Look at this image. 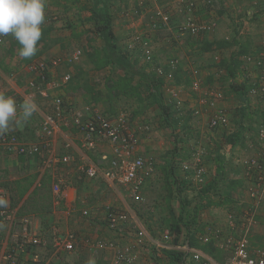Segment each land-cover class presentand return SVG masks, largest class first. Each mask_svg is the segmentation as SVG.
I'll use <instances>...</instances> for the list:
<instances>
[{
  "label": "crops",
  "instance_id": "obj_1",
  "mask_svg": "<svg viewBox=\"0 0 264 264\" xmlns=\"http://www.w3.org/2000/svg\"><path fill=\"white\" fill-rule=\"evenodd\" d=\"M104 1L108 4L110 12L114 17V34L118 47L121 48V46L125 45L130 50L128 45L132 37L136 34L143 33V29L148 24L147 20L143 28H139V23L136 25L130 22L135 20L132 17H128V12H126L127 7L132 5L131 3L125 6L121 0ZM136 2L138 6V1ZM56 3L59 6L54 7V5L46 3L45 21L42 25V38L38 42L39 50L35 56L30 59L21 58L18 54L20 45L12 35L7 42L0 44V92L16 100L17 118L22 117L21 105L25 99H31L37 105V111L30 119L23 122L21 126L13 124L12 130L6 133L16 135L27 143H36L40 140L42 119L46 113L52 112L51 102L43 99L34 90L27 87V82L35 78L34 74L29 71L28 66L32 62L40 59L51 62L55 58L67 57L76 49H82L84 51L87 46H83V42H85L83 38L87 34L85 28L90 27V0H66L62 3ZM225 4L226 8L225 6L223 7L226 12L223 14V17L224 19L229 18L231 13L230 16L232 19H227L228 23H221V26H218V23L215 21V28L201 38L205 37L209 38V40L227 39L231 47L221 49V51L217 49L203 53L197 48H188V51L184 48L187 53L185 52L186 55H183L185 56L184 58L181 56L178 57L180 66L184 70H188V65H191L190 60L192 58H199V61H203V58L209 55L216 56L217 63L221 64L225 56H227L230 60V67L236 69L235 76L232 75L229 78L230 84L231 82H235L237 84L247 85V83L253 80L255 74L245 70L242 59L245 54L255 53L263 48L264 0H241V2L231 0ZM253 5L254 10L249 9L246 14L241 12L247 6L252 7ZM145 7L146 9H150L147 6ZM209 8L210 6L203 5L199 11L200 16L209 14L207 11ZM241 14L244 15L242 16ZM140 22H142V19ZM77 38L82 42H78ZM99 39L100 45H102L103 40L100 37ZM97 41L94 40L93 52L95 53L100 52H98L100 49L97 48L99 46ZM102 52L105 54L104 52L106 50L104 49ZM134 52L136 53L135 58L137 59L135 60H137V66L141 64L148 66L143 60L141 61L139 59L137 52ZM216 52H218L219 56L218 54L216 55ZM178 53L181 52L179 51ZM188 53L192 56L191 58L187 56ZM13 54L16 56L13 57ZM83 58H85V54L81 58L82 63L80 59L75 65L71 66L60 63L52 69V74L56 77H62L66 73L72 74L71 80L65 83L60 89L53 90L52 95H59L64 98L65 107L67 108L66 112L69 115L84 118L90 113L89 108L93 106L90 103L92 97L91 87H94L96 91L101 90L100 88L104 84L105 78L112 75L114 68L110 65L98 66L94 54L89 55L86 61ZM96 59H98V56ZM239 59L243 64L242 69L238 65L240 62ZM213 70L214 75L211 78L215 80L221 78L222 74H224V69L221 67H215ZM201 80L202 82L204 81L202 84L205 91H213L221 95V97L217 98V104L220 107L225 108L228 113L230 108L228 109L227 106L236 109L237 115L235 117L238 120L237 125L244 127L252 126L246 130V136L250 140L253 137L254 142L250 144L252 147L249 145L248 140L246 143L247 150H253L251 155L256 154L260 147L257 143L256 131L258 125L264 121V99L260 100V98L251 96L248 93L247 101H244L232 88H230L231 95L228 97L223 94L224 92L221 89L213 86H205L204 83L207 78L204 79L202 77ZM96 81H100V83H96ZM176 85L178 87L180 86L178 84ZM256 107H262V109L254 110ZM229 115L234 117L232 113H229ZM203 119L204 121H202L209 127L208 118L204 117ZM216 130L228 131L224 128ZM67 139L73 142V147L70 152L73 154L74 159L70 163H60L55 168L45 167L42 158L37 155H18L8 152L0 141V189H3L7 193L10 206L15 210L16 214L14 220L0 222V264H7L2 261V254L8 251L17 240L21 231L20 221L23 217L30 219L34 232L43 241L40 246L34 249L39 254V260L46 258V261L51 264H90V262L92 264H110L116 249L99 248L95 243L98 240L106 239L113 240L117 246L130 244L140 229L144 231L148 241L146 243L147 248H138L140 256L136 264H160L159 262L167 264V257L163 254L162 250H152L153 246L151 242L157 240L158 231L154 233L152 225L148 224L145 220L138 219L133 211H131L134 206L133 200L135 199H133L130 189L120 185L113 186L101 178H88L81 173L80 167L86 158L102 164V157L111 153L109 144L99 142L95 150H86L81 147V134L75 128L66 129L64 132L58 133L52 138V144L57 154H64L66 152L64 145ZM151 143L152 140L149 135L141 134L137 152L143 155L147 154L149 150L148 146ZM225 145L227 146V150L232 151L231 144L226 142ZM156 147L160 148L159 146ZM145 157H150L154 160L153 171L142 188L143 195L146 197L151 191L149 189L150 184L154 182L153 177L155 176L157 168V159L153 156L145 155ZM241 169L243 176L245 172L243 168ZM214 173L216 174V171ZM57 179L63 181V194L61 197H58L53 190V185ZM207 180L209 179L204 178L201 184L208 182ZM187 181L190 183V180L185 176L184 182L187 183ZM192 183L197 185L195 181ZM193 184L190 183L188 187L193 186ZM242 190H237L231 196H228L234 199V201L229 205H224V209H222L223 205H212L209 208L210 210L207 209L205 211L209 216L205 213L208 217H200V222L206 223L207 226L212 224L216 227L229 229V215L234 212V206H238V208L241 207L242 216L239 218L234 217V219L235 222H238V225H241L245 210L251 207V203L254 201L247 189ZM187 196H190V193ZM259 200L255 216L256 222L249 223V225L261 224L260 227L254 230L256 231L255 234L262 236V242L260 243L258 241L257 245H264V191ZM215 201H222V198L218 197ZM108 207L120 211H131L129 212L131 214V222H123L116 229H110L108 227ZM85 210L89 212L87 216L83 215ZM223 214L227 215L226 219L223 218ZM166 218L171 220L170 216ZM135 222L138 223L139 228L134 227L133 224ZM205 230L206 228H204ZM254 230L251 229V232H253L251 236H254ZM247 231L249 233V227H247ZM68 232H73L77 235L78 240L75 249L71 252H57L54 245V237L58 234ZM149 245L151 249L148 248L150 247ZM36 253L33 251L22 253L21 264H36Z\"/></svg>",
  "mask_w": 264,
  "mask_h": 264
},
{
  "label": "built area",
  "instance_id": "obj_2",
  "mask_svg": "<svg viewBox=\"0 0 264 264\" xmlns=\"http://www.w3.org/2000/svg\"><path fill=\"white\" fill-rule=\"evenodd\" d=\"M218 0H143L150 5V21L144 28L142 34H136L132 37L128 48L137 52L140 60L146 64L153 65L155 61L154 37L151 32L161 29H171L173 21L176 20L175 32L180 37L201 38L206 33L213 30L215 22L201 18L199 11L201 7L213 6ZM140 2H142L140 0ZM174 2L176 7L173 11L169 5ZM166 3V5H165ZM146 8V7H145ZM173 12L177 14L173 16ZM11 34L0 36V44L8 41ZM264 43V37H263ZM84 54L82 49H76L67 57L55 58L51 62L46 60H36L28 68L35 78L27 82V87L34 90L43 99L49 100L52 104V112L46 113L41 122L40 140L36 143H27L13 134H4L0 136V141L6 151L11 153L37 155L42 158L43 165L49 168H55L60 163H70L74 156L70 152L73 142L70 139L65 141L66 152L57 154L52 144V138L64 132L66 129L75 128L81 134V147L86 150H95L99 142L108 143L111 153L102 157V164H98L88 158L81 165L82 175L88 178H101L113 186H125L131 191L133 199L137 202H144L143 186L150 177L154 168L153 158L137 152V146L141 134H151L149 124L134 125L128 113L122 112L111 116L97 109L89 108L90 113L86 117L69 115L66 111L65 100L62 96L52 95V91L60 89L71 78V73H66L62 77H56L52 74V69L60 63L75 65L80 61ZM245 70L254 73L250 95L264 98V44L263 48L255 53H248L243 56ZM179 59L169 58L165 62H159L153 67L157 76H165V91L176 99L179 106L184 105V101L179 98L180 88L175 83L174 71L178 67ZM167 66V67H166ZM195 70V73L199 72ZM196 76V77H198ZM202 80L192 78V90L196 94V104L191 105L192 113L199 118H208V125L211 129H229L230 115L225 108L217 104V98L221 97L219 93L208 92L203 88ZM182 107V106H181ZM257 143L259 148L256 154L241 159L245 172L246 186L250 196L254 199L251 207H248L243 216L242 224L235 222V214L230 213L229 226L237 229L238 234L225 228L207 227L204 234L200 235L202 243H210L215 240L217 246L230 252V258L226 263H220L206 255L199 249L190 245L189 239L183 234L178 243L174 244V236L170 229H167L162 240L152 241L153 251L162 249H176L182 251L183 261L181 264H187L193 261L195 264H264V247L254 245L248 235L247 225L255 223L256 210L259 205V199L264 191V126L262 125L257 134ZM183 170L187 173L186 177L197 183H203L206 175V168L202 163L201 150L198 147H192L190 158L180 163ZM62 180L57 179L53 185V190L58 197L63 194ZM242 189L240 188L239 191ZM0 199L7 201V206H0V222L14 220L16 218L15 210L12 209L8 201L7 193L0 189ZM130 211L117 210L112 207L107 208L108 227L116 229L123 222H131ZM88 210L83 215L87 216ZM139 228L138 223L133 224ZM244 228V229H243ZM20 234L14 245L8 251L2 254V261L7 264H21V254L27 251H33L40 246L43 241L41 237L34 232L32 223L28 217H23L20 221ZM246 229V230H245ZM77 235L73 232L58 234L54 237V245L57 252H71L75 249ZM147 237L142 229L138 230L130 244L117 246L113 240H98L95 245L99 248H115L116 252L110 264H136L139 259L138 248L146 247ZM150 243V242H149ZM150 246V245H149ZM32 248V249H31ZM147 248V247H146ZM31 249V250H30ZM36 264H51L46 258L39 260V254H35Z\"/></svg>",
  "mask_w": 264,
  "mask_h": 264
},
{
  "label": "rangeland",
  "instance_id": "obj_3",
  "mask_svg": "<svg viewBox=\"0 0 264 264\" xmlns=\"http://www.w3.org/2000/svg\"><path fill=\"white\" fill-rule=\"evenodd\" d=\"M66 0H46V3L50 5H54V7L59 6L56 2L62 3ZM135 0H124L122 4H125V6H128V4H132L129 7H127V11L129 15L128 17H132L135 21H130L132 23H135L138 25V27L143 28L145 25V21L147 20V23L150 21L151 12L149 9L150 5H148V2H137ZM168 1V0H167ZM231 0H218L216 1L213 6H210V8L207 10L209 14L201 15L202 19L217 22L218 26H221V23L227 24V19L231 18V13L229 15V18L224 19V15L226 10V4L229 3ZM232 1H239L241 0H232ZM136 4V5H135ZM166 5V3H165ZM225 6V8L223 7ZM169 7L175 11V3L170 2ZM244 7V6H243ZM254 5L247 6V8L242 9V13L246 14L247 11L254 10ZM68 10V8H67ZM232 12V11H230ZM244 14H241L242 16ZM126 15V14H125ZM176 14L173 12V16ZM54 17V15H53ZM142 19V22H140ZM86 24V23H85ZM219 29V27H218ZM87 31L86 37L83 38L85 42H83V46H86L84 50L85 54V61L88 59L89 54L93 53V46H94V40H98L99 47L100 45V39L99 36L93 33V31L88 26L85 28ZM144 32V29H143ZM152 35H155L153 41H154V47H155V63H163L166 60H168L170 57L176 56V57H182L184 58L186 55L185 50L188 48H196L197 49L202 46L203 42H199L201 40H209V38H195V37H180L177 36V33L175 32V24L172 25L171 29H161L157 31H152ZM94 40H93V39ZM131 39V38H130ZM129 39V40H130ZM198 39V41H196ZM216 39V38H215ZM78 42H82L79 38H77ZM131 44V43H130ZM188 46H187V45ZM190 46V47H189ZM184 48H186L184 50ZM122 51H124L125 54L129 55L132 59H137L136 53L132 50H128L125 45L121 46ZM181 53H178V52ZM188 51V50H187ZM221 51V50H220ZM187 53V52H186ZM218 52H216V55ZM16 56L13 54V57ZM190 58L192 57L189 53L187 54ZM219 56V54H218ZM224 56V55H222ZM221 58V57H219ZM199 59V58H198ZM198 59L192 58L191 65H188V75L190 74L192 78H198L201 79L202 77L207 80L205 81V86H213L217 89H221L225 96L231 95L230 90V74L228 73V66L229 65V58L225 56L224 61L220 64L217 63L216 56H206V58H203V61H199ZM84 61V60H83ZM137 61V60H135ZM142 61V60H141ZM239 66L240 69H242V61L239 59ZM82 63V59L80 61ZM139 67H142L144 70L148 72L147 65H139ZM215 67H221L224 69V74H222L221 78L219 79H213L211 78L214 74V68ZM150 68V67H149ZM208 68V69H204ZM212 68V69H210ZM199 72V75L195 73V70ZM96 74V73H95ZM120 75V72H116L114 75H109L105 78L104 84L101 86L102 93L93 95L91 97L90 103H92L93 106H91L94 109H98L100 112L109 113L110 115H118L122 112H126L130 115L131 120L134 125L140 126L144 124H149L151 126V134H149V137H151L152 143L148 146L149 150L147 151V156H153L157 159V168L155 171V176L153 177L154 182L150 184L149 189L151 190L150 193H148L145 197L144 202H137L133 200L134 206L132 207L133 213L136 215L138 219L145 220L148 224L152 225L154 229V233L158 231L157 239L162 240L163 235L168 227H170V221H176L177 217L179 215V209H180V202L190 199L193 200V204L199 202V198H197V193L199 192V188L201 183H197V185L191 186V187H184L186 189H180L178 186V178L176 176H172V174H169V168L170 163L172 161H178L183 162L182 159H189V151L192 149V147H198L199 150H201V155H203V165L206 168V175L205 179L208 178L209 180L215 177L214 171L217 172L216 169V161L220 157L221 152H225V161H224V172H222L221 175H219L222 178V175H224L225 179L227 181L225 184L223 181H221L219 190L216 191L217 193H212L209 198L210 200L219 198H225L228 196H231L234 192L239 190V188L245 189V175L242 176V169H240V160L245 159L248 157V154H252L253 150H247V143L246 141H249V145L254 142V138L252 137L251 140L247 138L246 134L244 138L241 140L240 144L234 149V151L227 150L226 141L222 135L221 130H213L210 127H207L205 123L203 122V118H197L193 113L190 112L188 108L193 105V103H196V94L192 90V82L190 86H179V98L183 100L184 105L182 104L179 106L176 102V99L171 96L170 93L163 90V99L164 102L171 107L172 111L174 112V118L171 119V121L174 123L176 120L177 122V134L173 132L172 127L168 126L163 119L161 110L159 109V105L152 96V87L149 84H145L141 88V97L140 98H127L125 96L120 97H110L108 90H107V84L108 79L112 76L114 79L118 80ZM198 76V77H196ZM96 78V76H94ZM204 82V81H203ZM252 81H250L251 83ZM96 83H100V81H96ZM252 84V83H251ZM252 86V85H251ZM212 87V88H213ZM100 91V90H99ZM250 94V92H249ZM93 96L99 97V100H95ZM110 97V98H109ZM264 99V98H263ZM261 100V98H260ZM225 101V98H224ZM252 101V100H251ZM95 102V103H93ZM249 103V101H248ZM229 113L234 114V117L230 116V129L229 131H233L236 127V130L239 128V125H237V118L235 117L237 115L236 109H233L231 107H228ZM262 107H256L254 110H261ZM234 111V113H233ZM203 120V121H202ZM207 124V123H206ZM264 124V121H263ZM227 132V131H225ZM230 133V132H229ZM148 136V135H146ZM159 146L160 148L156 147ZM252 147V145H250ZM176 150V151H175ZM174 151V152H173ZM176 152V153H175ZM224 154V153H223ZM186 159V160H187ZM185 161V160H184ZM178 169V176L182 177L185 175V171H183V168L181 164H176ZM243 177V178H242ZM242 178V179H240ZM152 179V181H153ZM238 179L243 181L241 187H236L234 190L233 188L236 185V181ZM207 180V181H209ZM173 181V184L170 182ZM230 181L232 183H230ZM234 181V182H233ZM171 183V184H170ZM239 184V183H238ZM242 190V191H243ZM222 191V193H220ZM188 193H190V196H187ZM220 195V196H219ZM207 199V202L209 201ZM157 210H156V208ZM178 207V209H177ZM212 207V204L204 208L199 218L201 217H208L209 215L205 212L210 210L209 208ZM215 207V206H214ZM225 207L222 206V209ZM155 210V211H152ZM130 211V212H131ZM228 211V210H227ZM226 212V210H225ZM205 213L208 215H205ZM172 215V216H171ZM171 217V220L166 217ZM223 218H227V215L223 214ZM176 219V220H175ZM262 222V220H261ZM210 225V224H209ZM261 224H251L247 225L249 227V235L252 237V241L255 245L258 244V241L262 242V236H258V234H255L256 231L254 230L257 227H260ZM251 229L254 230V236H251L253 232H251ZM149 230V229H148ZM259 243V244H260ZM261 246H264L263 244ZM151 249V246L148 247ZM163 251V249H162ZM227 256L230 257V253L227 252ZM168 260V258H167ZM160 264H163L162 262H159ZM154 264V263H153ZM167 264H171L170 261H167ZM175 264V263H172ZM181 264V263H180Z\"/></svg>",
  "mask_w": 264,
  "mask_h": 264
},
{
  "label": "trees",
  "instance_id": "obj_4",
  "mask_svg": "<svg viewBox=\"0 0 264 264\" xmlns=\"http://www.w3.org/2000/svg\"><path fill=\"white\" fill-rule=\"evenodd\" d=\"M122 3L124 0H121ZM91 2V15L89 17L90 22V29L98 35L102 40L103 44L101 47H99L98 52L99 53H91V55H95V60L98 63V66H107L110 65L114 69L112 70V75H114L116 72H120L119 79L116 80L112 76L110 79H108L107 84V90L110 95V97H120L125 96L127 98L135 97L140 98L141 97V88L145 84H149L152 87V96L156 100V102L159 105V109L161 110L163 119L165 120L166 124L170 127H172L173 132L177 134V122H172L171 119L174 118V112L172 111L171 107L168 106L163 99V90H165V76H157L156 73L151 69H148L149 74L146 70L143 68L137 66V61L132 59L129 55L125 54L120 47H118L117 42L115 40V34H114V17L112 13L110 12V8L108 4L104 0H90ZM67 9V7H65ZM177 21L174 20L173 24H176ZM191 37V36H189ZM198 41V39L196 40ZM199 42H203L202 46L198 48L202 53L203 52H210L214 50H221V49H227L230 46V42L227 39H216V40H201ZM197 48V47H196ZM106 50L103 54V50ZM199 51V52H200ZM98 56V59H96ZM176 58V56L170 57V58ZM178 58V57H177ZM140 59V58H139ZM179 59V58H178ZM92 60V59H90ZM139 62V61H138ZM158 64V63H157ZM153 65H156L155 61ZM153 65L148 64L147 67H153ZM167 67V66H166ZM228 73L230 76H235L236 69H233L232 67L228 66ZM175 76V83L182 86H190L192 82L191 75H188L187 70H184L180 66V62L178 64V67L174 71ZM231 88L232 90L236 91L237 94H239L244 101H247V94L250 92L251 89V83H247V85L237 84L235 82H231ZM91 92L93 95L101 94L102 90L96 91L94 87H91ZM109 97V98H110ZM95 100H99V97L93 96ZM190 110V109H189ZM105 112V111H104ZM192 113V111L190 110ZM106 114H109L106 112ZM110 115V114H109ZM115 116V115H111ZM173 120V119H172ZM264 126L263 122L258 125V129L256 131V137L258 134V131L261 126ZM242 127V128H241ZM250 127H244L239 126L237 130L234 132H225L222 131V135L225 139V141L229 144H231L232 152L234 149L240 144L241 140L244 138L246 134V130L250 129ZM228 130V129H226ZM176 151V150H175ZM174 152V151H173ZM176 153V152H175ZM222 154H220V157L216 161V175L212 179H210L208 182L201 184L199 188V192L197 193V198H199V202L193 204V200L187 199L180 202V210L179 215L177 217L176 221L171 222L170 221V227H168L173 236V243L176 244L179 242L183 234L189 239L190 245L193 248L199 249L202 252H204L206 255L213 257L214 260L220 263H226L230 257L227 256V250L220 248L216 245L215 240H212L210 243H202L200 238V235L204 234L207 230V227H210L211 229H214L216 226L210 224L207 226L206 223H201L199 220V216L201 211L206 208L209 205H215L219 204L220 206L229 205L231 204L234 199H231L229 197L222 198V201L216 202L215 200H210L212 193H217L216 191L219 190V186L221 181L225 184L227 179H225L224 175H222V178L219 176L224 172V161H225V152L222 151ZM224 153V154H223ZM191 154V150L189 151V156ZM187 159V158H186ZM182 159V161L186 160ZM180 164L178 161H172L169 165V174L171 173L172 176H176L178 178V186L180 189H186L184 187H187L191 184H193L190 180L187 181V183L184 182V178L186 176L183 175L182 177L178 176V169L177 165ZM240 169L243 168V164L240 163ZM184 171V170H183ZM173 184V181H170ZM234 182V181H233ZM170 183V184H171ZM230 183H232L230 181ZM239 183V184H238ZM243 181L241 182L240 179L236 181V185L233 188V190L236 187H241ZM246 186V182H245ZM188 188V187H187ZM222 193V191H220ZM220 196V195H219ZM207 199L209 201L207 202ZM235 203H237L235 201ZM233 207V206H232ZM234 214L236 218H239L242 216L241 213V207L238 208V206H234ZM245 209V207H244ZM237 221V219H236ZM238 223V222H237ZM207 226V227H206ZM204 228L206 230L204 231ZM227 230L233 231L235 234H238L237 229L234 228H226ZM244 229V228H243ZM247 229V227H246ZM245 229V230H246ZM248 232V231H247ZM182 235V236H181ZM249 235V233H248ZM250 236V235H249ZM252 239V237H250ZM255 245V244H254ZM263 247V246H262ZM230 253V252H229ZM163 254L168 258L170 263L180 264L183 261V253L182 251H178L176 249H163ZM186 264V263H185ZM187 264H195L193 261H189Z\"/></svg>",
  "mask_w": 264,
  "mask_h": 264
},
{
  "label": "clouds",
  "instance_id": "obj_5",
  "mask_svg": "<svg viewBox=\"0 0 264 264\" xmlns=\"http://www.w3.org/2000/svg\"><path fill=\"white\" fill-rule=\"evenodd\" d=\"M46 0H0V36L11 34L20 45L19 56L30 59L38 52L45 21ZM22 117L17 118V102L0 92V135L12 130V125L21 126L37 111L36 103L25 99ZM0 206L7 201L0 199ZM92 264V262H90Z\"/></svg>",
  "mask_w": 264,
  "mask_h": 264
}]
</instances>
